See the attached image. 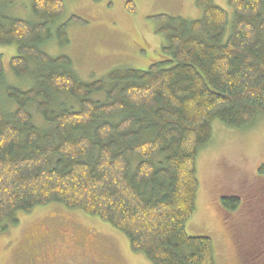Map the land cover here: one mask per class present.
Returning a JSON list of instances; mask_svg holds the SVG:
<instances>
[{
  "label": "trees",
  "instance_id": "16d2710c",
  "mask_svg": "<svg viewBox=\"0 0 264 264\" xmlns=\"http://www.w3.org/2000/svg\"><path fill=\"white\" fill-rule=\"evenodd\" d=\"M11 1L0 0V46L16 47L9 69L29 87L8 81L0 55V230L17 213L59 204L109 225L149 264H216L212 241L185 231L196 159L214 120L237 129L264 116V0H226L231 22L212 0H196L195 20L151 17L161 61L92 82L44 50L85 22L57 23L63 0H29L34 19L5 14ZM220 204L231 214L240 202Z\"/></svg>",
  "mask_w": 264,
  "mask_h": 264
},
{
  "label": "rangeland",
  "instance_id": "374dc122",
  "mask_svg": "<svg viewBox=\"0 0 264 264\" xmlns=\"http://www.w3.org/2000/svg\"><path fill=\"white\" fill-rule=\"evenodd\" d=\"M212 1L228 13L231 22L233 9L226 0ZM129 2L133 11L127 9ZM63 3L65 11L57 23L72 16L85 23H69L68 43L58 47L51 42L44 50L52 57L68 56L83 82L105 78L117 67L146 70L161 61L157 53L163 37L156 33L159 25L151 17L168 15L186 20L201 17L196 0H63ZM28 6L29 0H12L5 5L4 12L34 19ZM15 53V46H0L8 81L27 89L29 84L22 86V80L10 72L9 61ZM93 98L103 99V95ZM37 118L40 119L38 115ZM262 163L264 116H259L251 126L237 129L218 120L212 122L211 140L196 159L198 191L194 214L185 231L190 237H207L212 241L216 264H264V176L257 174ZM225 197L239 199L234 213L224 212L220 201ZM15 218L17 225L6 221L2 225L5 228L0 230V264H149L129 250L121 233L79 210L49 204L29 214L17 213Z\"/></svg>",
  "mask_w": 264,
  "mask_h": 264
},
{
  "label": "flooded vegetation",
  "instance_id": "af4514ba",
  "mask_svg": "<svg viewBox=\"0 0 264 264\" xmlns=\"http://www.w3.org/2000/svg\"><path fill=\"white\" fill-rule=\"evenodd\" d=\"M34 264H40L41 262H33ZM43 263V262H42Z\"/></svg>",
  "mask_w": 264,
  "mask_h": 264
}]
</instances>
